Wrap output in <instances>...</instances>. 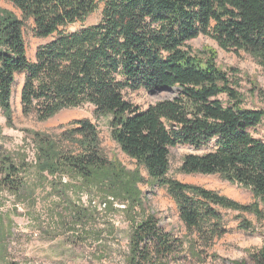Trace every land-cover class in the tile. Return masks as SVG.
<instances>
[{
    "label": "trees",
    "instance_id": "16d2710c",
    "mask_svg": "<svg viewBox=\"0 0 264 264\" xmlns=\"http://www.w3.org/2000/svg\"><path fill=\"white\" fill-rule=\"evenodd\" d=\"M9 1L24 19L0 9V108L9 122L16 76L24 73L25 114L46 120L85 104H92L97 116L111 114L115 141L167 188L181 220L203 246L211 247L225 234L222 209L264 219L257 202L244 204L169 176L171 149L190 145L197 152L183 157L182 172L219 174L249 188L264 205V89H256L261 107L246 106L235 80L238 70L220 67L213 49L201 55L191 45L206 35L226 50L264 56V0H104L102 19L74 31L65 28L86 21L100 0ZM29 18L37 37H53L37 49L34 60L28 58L23 31ZM164 88H176V95L147 108L126 96L128 90ZM72 124L63 133L72 149L53 153L48 135H36L46 144L40 149L44 166L91 179L112 162L102 152L95 123L79 119ZM4 159L0 171L13 185L19 168ZM182 245L149 215L132 232L129 264L167 261ZM251 256L253 264H264V245Z\"/></svg>",
    "mask_w": 264,
    "mask_h": 264
},
{
    "label": "rangeland",
    "instance_id": "374dc122",
    "mask_svg": "<svg viewBox=\"0 0 264 264\" xmlns=\"http://www.w3.org/2000/svg\"><path fill=\"white\" fill-rule=\"evenodd\" d=\"M104 5V0H100L86 21L71 24L65 30L97 24ZM0 9L10 10L23 19L22 12L9 0H0ZM24 22L27 55L34 60L37 49L53 37H37L33 19ZM191 45L201 55L213 49L220 67L237 69L235 80L245 96L246 106H262L256 89H264V56L226 50L206 35L192 40ZM24 80L25 74L18 73L11 101V122L0 108V170L8 157L20 171V178L13 185L0 171V264H129L132 232L149 215H155L159 226L183 243L167 261L157 264H253L251 253L264 245V219L250 212L222 209L225 234L216 237L211 247L203 246L181 220L178 205L167 188L158 184L115 141L111 114L97 116L92 104L64 109L46 120L34 113L25 114L21 103ZM176 90H128L126 96L134 104L147 108L159 100L173 98ZM79 119L96 124L102 152L112 162V166L96 171L91 179L69 170L51 172L44 166L45 157L40 150L46 144L36 136L48 135L47 143H51L53 153L72 149L63 133ZM190 152L197 150L190 145L171 149L169 176L215 190L244 204L257 202L264 211V205L247 187L219 174L182 172L183 157Z\"/></svg>",
    "mask_w": 264,
    "mask_h": 264
}]
</instances>
